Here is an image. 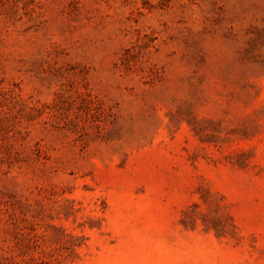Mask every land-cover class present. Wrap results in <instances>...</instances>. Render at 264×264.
Returning a JSON list of instances; mask_svg holds the SVG:
<instances>
[{"label": "rangeland", "instance_id": "374dc122", "mask_svg": "<svg viewBox=\"0 0 264 264\" xmlns=\"http://www.w3.org/2000/svg\"><path fill=\"white\" fill-rule=\"evenodd\" d=\"M0 264H264V0H0Z\"/></svg>", "mask_w": 264, "mask_h": 264}]
</instances>
